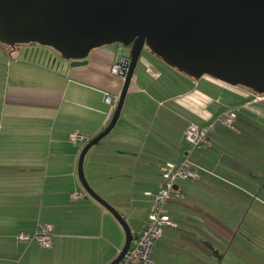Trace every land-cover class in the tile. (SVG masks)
I'll use <instances>...</instances> for the list:
<instances>
[{"label":"crops","instance_id":"crops-1","mask_svg":"<svg viewBox=\"0 0 264 264\" xmlns=\"http://www.w3.org/2000/svg\"><path fill=\"white\" fill-rule=\"evenodd\" d=\"M144 49L117 124L85 157V176L137 235L164 163L188 157L208 169L178 183L185 197L165 204L174 224L165 227L153 257L156 264H223L231 234L241 232V218L260 202L264 154L257 103L264 94L257 98L208 75L191 78ZM129 53L120 44L103 46L80 66L34 43L0 55L7 73L0 94V264H110L123 249L126 232L115 215L91 196L71 197L84 189L78 163L85 145L70 135L90 140L109 125L116 107L105 97L119 96L124 86L112 67ZM167 78L185 81V90L165 92ZM166 101L173 105L163 107ZM154 105L157 117L159 106L164 109L163 131L144 118ZM226 106L240 109L236 129L218 124L209 144L191 150L184 138L188 125L205 124ZM183 113L189 116L180 128L168 121ZM41 223L53 227L51 247L18 238Z\"/></svg>","mask_w":264,"mask_h":264},{"label":"water","instance_id":"water-1","mask_svg":"<svg viewBox=\"0 0 264 264\" xmlns=\"http://www.w3.org/2000/svg\"><path fill=\"white\" fill-rule=\"evenodd\" d=\"M0 43L12 50L39 44L72 66L85 65L92 50L118 43L129 47L122 61L124 86L109 125L83 147L78 174L87 196L111 211L126 242L135 235L120 212L89 184L84 160L115 127L144 48L194 78L211 76L264 94V0H0Z\"/></svg>","mask_w":264,"mask_h":264},{"label":"built area","instance_id":"built-area-1","mask_svg":"<svg viewBox=\"0 0 264 264\" xmlns=\"http://www.w3.org/2000/svg\"><path fill=\"white\" fill-rule=\"evenodd\" d=\"M122 61L113 65L112 72L124 78ZM252 93L257 98L263 95L254 91ZM105 100L116 107L119 96L107 94ZM239 110V108L226 106L205 124L190 123L184 133V138L190 149L202 148L209 144L210 133L218 124L230 130H235ZM70 140L82 145H85L89 141L88 138L77 132L70 135ZM202 172L210 171L188 157L178 161H167L163 164L161 167L162 182L160 187L148 193L150 201L147 209L146 223L143 229L135 235L128 251L118 264H156L153 257L156 244L162 238L165 227L174 224L166 213L165 204L171 199H183L185 194L182 188L178 186V183L183 180H197L201 177ZM86 196L87 192L85 189H77L71 194L73 199L84 198ZM52 230L51 224L41 223L33 234L22 231L19 233L18 238L29 243L36 242L43 247H51L53 243Z\"/></svg>","mask_w":264,"mask_h":264},{"label":"rangeland","instance_id":"rangeland-1","mask_svg":"<svg viewBox=\"0 0 264 264\" xmlns=\"http://www.w3.org/2000/svg\"><path fill=\"white\" fill-rule=\"evenodd\" d=\"M112 45L118 46L119 44L114 43ZM8 49L11 50L9 46L0 43V55H2L4 51ZM146 49L148 48L144 49V53L145 51H150ZM6 75H7L6 70L3 68V65L0 63V94L3 89V83ZM173 80L174 82L170 78H167L164 81V84L162 83L161 88L164 89L165 92L167 93H171V91H173L174 89H177L179 91L185 90L187 86V83L185 81L184 82L180 81L177 78ZM165 104L166 105H164L163 107L173 105V103H171L170 101H166ZM257 104L258 106L261 107L260 110L261 117L260 116L258 117V120H260V124H258L259 126L257 131L259 133L258 137L261 138L262 140V154H264V98L262 99V101L260 100V102H258ZM155 105L158 106V104ZM155 105L147 108L146 112L144 113L146 117L144 118H148L151 124L155 122L154 124V126H156L155 131H157L159 127L162 129L163 126L161 121L164 120V118H162L163 116L161 110L164 111V109L160 108L162 107L161 105L159 106L157 110L158 113V117H157V115L155 116V112H156ZM183 114L184 116L182 118L172 114L173 117L172 118L169 117L168 121L172 122L175 127L180 128L181 127L180 125L183 124L185 119L189 116V115L187 116L185 113ZM163 130L164 129H162V131ZM176 131H177L176 129H173L171 131L173 134L172 139H174V135ZM169 139H171L170 135H169ZM211 168L212 170H214L213 167ZM260 179L264 181V175H260ZM257 192H256L257 194L256 198H258V201H260L261 203L260 202L253 203L250 206V209H247L246 217L244 221L241 218V222L243 223L242 226L240 222L237 225V227L240 229L241 232L239 233L233 232L231 234L230 237L231 248L229 249V253L226 257V261L223 264H233L234 262H236V264H264V185L262 187V190ZM256 194L253 195L255 196ZM252 199L253 198H251V201Z\"/></svg>","mask_w":264,"mask_h":264}]
</instances>
